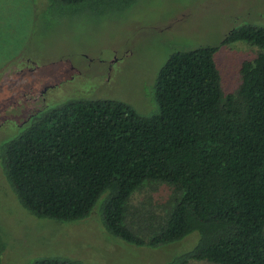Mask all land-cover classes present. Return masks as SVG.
<instances>
[{"label": "trees", "instance_id": "obj_1", "mask_svg": "<svg viewBox=\"0 0 264 264\" xmlns=\"http://www.w3.org/2000/svg\"><path fill=\"white\" fill-rule=\"evenodd\" d=\"M135 1L48 0L98 10ZM236 40L255 49L225 92L214 52ZM152 92L156 108L147 115L90 94L30 113L0 142V168L18 202L36 217L74 221L105 193L101 224L126 243L157 247L196 231L189 249L160 264H264V24L171 51ZM4 245L0 235V253ZM27 264L83 263L45 255Z\"/></svg>", "mask_w": 264, "mask_h": 264}, {"label": "rangeland", "instance_id": "obj_2", "mask_svg": "<svg viewBox=\"0 0 264 264\" xmlns=\"http://www.w3.org/2000/svg\"><path fill=\"white\" fill-rule=\"evenodd\" d=\"M244 23L264 24V0H136L120 10L0 0V142L28 124L22 121L28 112L70 95L118 98L150 114L153 79L171 51L217 45ZM254 49L242 40L218 46L223 91L236 87L239 61ZM104 195L78 220L36 217L18 202L0 168V264L45 255L83 264H160L197 237L190 231L157 247L126 243L101 224ZM195 261L188 264H212Z\"/></svg>", "mask_w": 264, "mask_h": 264}, {"label": "flooded vegetation", "instance_id": "obj_3", "mask_svg": "<svg viewBox=\"0 0 264 264\" xmlns=\"http://www.w3.org/2000/svg\"><path fill=\"white\" fill-rule=\"evenodd\" d=\"M42 98V97H41ZM40 107H38V108H36V109H34L33 111H35V110H37V109H39ZM33 111H30V112H28L27 114H26V116H25V118L24 119H22V121H24V120H26L27 119V117L29 116V114L30 113H32ZM4 118H6V117H4ZM21 121V122H22ZM14 124H16V123H14ZM19 124V123H18Z\"/></svg>", "mask_w": 264, "mask_h": 264}]
</instances>
